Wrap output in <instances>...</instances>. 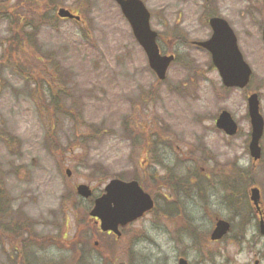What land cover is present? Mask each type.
I'll use <instances>...</instances> for the list:
<instances>
[{
  "label": "rangeland",
  "instance_id": "1",
  "mask_svg": "<svg viewBox=\"0 0 264 264\" xmlns=\"http://www.w3.org/2000/svg\"><path fill=\"white\" fill-rule=\"evenodd\" d=\"M47 1L0 0V185L40 236L30 241V263L178 264L183 257L244 264L242 233L257 234L251 188L264 202V135L254 163L248 114V97L258 94L264 118V1L212 0L253 71L245 89L224 87L210 55L191 45L210 36L205 0H143L162 54L176 55L165 81L113 0H56L55 11ZM59 8L78 11L81 23L59 19ZM8 16L16 23L27 17L36 29L18 35ZM30 34L33 46L24 43ZM15 39L23 40L20 48ZM54 95L64 110H54ZM223 111L237 135L216 127ZM153 134L159 146L151 153ZM175 173L184 187L172 192ZM120 176L139 177L156 207L117 241L99 233L86 216L92 202L75 197V188L90 186L98 197ZM216 217L232 224L224 245L209 241ZM2 240L0 264H9L11 247Z\"/></svg>",
  "mask_w": 264,
  "mask_h": 264
},
{
  "label": "water",
  "instance_id": "2",
  "mask_svg": "<svg viewBox=\"0 0 264 264\" xmlns=\"http://www.w3.org/2000/svg\"><path fill=\"white\" fill-rule=\"evenodd\" d=\"M113 1L120 7L137 43L144 50L150 69L159 81H164L170 66L175 61V56L161 53L158 45V33L153 31L151 27L150 11L142 0ZM58 17L80 21V17L65 8L58 10ZM211 26L213 28L211 39L195 44L210 53L213 65L218 70L225 87L246 88L250 83L252 69L239 50L235 33L223 19L211 20ZM248 114L252 128L249 151L251 158L257 162L262 157L260 143L264 134V118L260 111L258 94H252L248 98ZM216 126L228 136H235L238 133V125L227 111L220 114ZM67 175L68 177L71 176L70 171H67ZM76 192L78 196L86 200L93 196L92 189L87 185H78ZM251 201L255 206L259 205L260 191L258 188L251 190ZM153 208V199L137 181L125 182L114 179L106 185L104 194L94 201L90 216L100 222V228L103 232H112L121 236L120 227H126L137 221ZM229 229V223L223 220L218 221L212 240H220L228 233ZM261 233L264 236V223L261 224ZM178 264L189 263L182 258Z\"/></svg>",
  "mask_w": 264,
  "mask_h": 264
},
{
  "label": "trees",
  "instance_id": "3",
  "mask_svg": "<svg viewBox=\"0 0 264 264\" xmlns=\"http://www.w3.org/2000/svg\"><path fill=\"white\" fill-rule=\"evenodd\" d=\"M45 5L50 11H55V9L57 8L56 0H48ZM15 9L16 8H13L12 10L13 17L17 16L16 11H14ZM78 13L79 12L76 11L77 15ZM1 17H4V16H1ZM8 20L10 21V24L12 26L16 27L15 33H18V35L24 34L23 32L25 29H30L32 31L36 29L33 25L28 23L27 17L20 18L18 23H16V21H13L11 16H8ZM74 22L76 24L81 23V22H76V21ZM33 37L34 35L30 34L28 38L25 39L24 43L25 44L28 43V45L33 46V43H34ZM13 42H14L15 48L16 47L20 48V46H22L23 40L15 39L13 40ZM14 53H15V57L18 56L17 55L18 51H14ZM55 92L59 93L58 91H55ZM57 98H59V95L53 96V100H56L53 105L54 110L55 111L64 110L65 107L62 104L63 103L62 100L58 101ZM54 122L57 123V120L55 119ZM158 139L156 135L153 134L151 135L150 140L147 142V148H149L148 150H150L151 153L158 149V146H159ZM14 140H15L14 138H11L8 141L11 143H14ZM149 153L150 152L148 151V154ZM184 177L185 179L187 178L186 176ZM118 178L123 179V177L121 176ZM134 180L140 181V178L134 177ZM183 184L184 182L180 185V179L176 177V173H175L172 180L168 182V188L170 189V191L175 192L178 186L184 187ZM227 185L231 187L230 184H227ZM75 197H77L76 194H75ZM168 210H171L173 212V209L171 207H169ZM171 211H169L168 213L172 214ZM86 216H89L88 213H86ZM89 220H91L90 217H89ZM4 237H6V241L2 240L3 243L6 242V244H8V246L11 247V248L9 247L10 251L8 250H7L8 252L5 251V253H7L8 255L7 260L9 264H31L28 258V253L30 252V250L36 247H35V244L30 241L35 238L37 239L40 236L34 232L33 221L28 216H26V214H24L22 211L14 213L13 207H12V201L10 197L7 195L6 190L3 187V185H0V238L3 239ZM38 247L40 249L44 248V247H41L40 245H38ZM11 251H12V254H11ZM73 264H78V262L76 261V263H73Z\"/></svg>",
  "mask_w": 264,
  "mask_h": 264
},
{
  "label": "flooded vegetation",
  "instance_id": "4",
  "mask_svg": "<svg viewBox=\"0 0 264 264\" xmlns=\"http://www.w3.org/2000/svg\"><path fill=\"white\" fill-rule=\"evenodd\" d=\"M205 1H206V3H208V5H210V3H211L212 7H211V15L208 18V22H207V24H208L207 26L210 29V36L208 37V39H206L204 41H208L209 39H211V37L213 35V28L211 26V20H213V19H223V20H225L229 24V26L231 27L233 32L235 33V31H234L232 25L230 24V22L225 17H223L221 14L215 12L216 7L213 5L212 0H205ZM263 30H264V26H263ZM263 30H262V33H263ZM235 35H236V33H235ZM236 37H237V35H236ZM237 40H238V38H237ZM180 41H182L183 43L186 42V41L184 42L183 39H181ZM204 41H193V42H191V45L196 47V48H198V49H201L198 46H196L194 44V42L198 43V42H204ZM211 62H212V60H211ZM212 65H213V62H212ZM214 69L218 72V70L215 67H214ZM218 74H219V72H218ZM219 76H220V74H219ZM220 78H221V76H220ZM221 81H222V79H221ZM249 195H250V193H249ZM249 199H250V196H249ZM250 202H251V200H250ZM252 209H253L252 210L253 211V220H252V222L254 223V226H255V228L257 230V234L253 235L251 238H247L245 235H243L245 231L242 233L241 240L238 243L239 246H240V249H241L240 255L243 256V258L245 259L244 264H264V246L262 247V245L264 244V236L261 233V224L264 223V202L262 200V197L260 198V203H259L258 206H255V205L252 204ZM144 217L145 216H143L142 218L138 219L137 221L133 222L132 224H130V225L126 226V227L120 228L119 231L121 233V236H117V235H114V234H111V233H108L107 236H112L117 241H120L122 239V236L124 234L125 229L129 228V226L134 225L135 223H138ZM220 220H224V219H221V218H218V217L213 219V222L211 224L210 231H209V241H210V243H213V244H223L224 245L227 242V237L229 236V234L232 231V224L228 220H224L227 223H229V225H230V229H229L228 233L226 235H224L220 240L213 241L212 240V236H213L214 231H215V229L217 227V223ZM93 222L95 224H98L94 220H93ZM251 225H252V223H248L247 224V226H251ZM96 227L99 230V227L98 226H96ZM141 237L144 238L143 233H141ZM94 244H95V246H97L99 244V242L96 241ZM182 258L183 257H180L178 259V261L180 259H182ZM224 264H231V263H230L229 259H227L224 262Z\"/></svg>",
  "mask_w": 264,
  "mask_h": 264
}]
</instances>
